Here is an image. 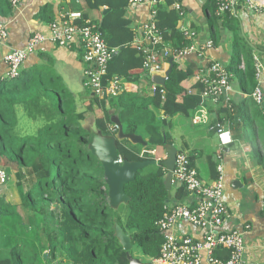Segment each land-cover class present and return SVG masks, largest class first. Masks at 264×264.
Segmentation results:
<instances>
[{"label":"trees","instance_id":"1","mask_svg":"<svg viewBox=\"0 0 264 264\" xmlns=\"http://www.w3.org/2000/svg\"><path fill=\"white\" fill-rule=\"evenodd\" d=\"M90 1L93 7L111 8L98 27L109 46L118 48L103 83L106 85L114 75L131 80L134 69L144 68L145 54L135 43L132 20L126 15L130 0ZM166 1L169 6L173 3ZM11 7L10 1L0 0V14ZM178 22L177 11L158 3L157 26L165 44L174 49L190 44ZM172 66L166 87L158 86L151 99L161 114L160 120L151 111L149 115L145 113L147 103L136 108L132 98L120 100L116 106H123L121 119L127 121L128 131L146 127L151 136L150 148L165 145L164 131L170 118L189 114L202 103L199 93L188 94L189 87L184 90L182 85L198 69H185L179 61ZM34 68L39 70L0 82V168H8L5 170L9 175L15 169L22 196V203L16 206L0 194V231L4 236L0 253L9 248L12 256L0 257V264H130L132 250H125L116 236V221L133 238L134 246L152 259L159 257L164 233L158 221L169 209L162 161L142 168L136 179L125 186L131 201L113 208L104 167L89 149L90 134L83 123L93 105L87 106L89 111L80 112L75 96L68 93L60 76ZM96 98L104 115L95 118V124L104 134H113L107 109L110 100ZM22 111L35 123L41 122L33 133L21 129ZM138 113L147 120H137ZM118 145L119 153L130 160L151 157L140 156L129 140L119 141ZM6 226L10 231L4 229ZM30 241L32 254L27 257L26 245Z\"/></svg>","mask_w":264,"mask_h":264},{"label":"crops","instance_id":"2","mask_svg":"<svg viewBox=\"0 0 264 264\" xmlns=\"http://www.w3.org/2000/svg\"><path fill=\"white\" fill-rule=\"evenodd\" d=\"M182 2L186 13L183 18L179 16L178 28L191 26L198 32L195 41L189 39L187 42L190 45L200 46L207 40H213L214 47L208 52L209 59L223 63L231 73V89L222 96L220 102L216 103L207 99L204 103L212 113L211 123L224 122L233 134V142L221 147L219 137L211 130L210 124H199L194 121L196 108L189 114L180 113L169 119L170 123L164 131L165 145L173 144L179 151H186L200 177L209 184L217 178L218 165L222 164L224 198L228 216L220 229L244 230L246 242L244 264H264L262 203L264 195V77L260 83L262 90L260 105L253 98V93L259 84L256 76V59L258 58L264 65V12L255 11L247 5L246 0H238L234 10L222 16L216 13L217 0H182ZM159 3L175 10L173 3L171 6L167 5L166 0H160ZM106 9L111 10L108 5L93 7L90 0H23L17 8L12 6L10 10H5L3 14H0V21L7 25L9 37L6 43L0 45V82L3 79H10V66L5 59L6 54L13 49L26 48L35 32H44L48 38L28 55L21 66L20 73L38 66L49 75L60 76L68 93L75 96L80 112L89 111L87 106L93 105V111H89L88 119L83 121L84 125L87 128L92 126L96 130H101L94 120L103 116L104 110L97 104L93 91L84 87V71L87 64L83 59V46L80 41L69 46L56 44L50 39V24L61 20L67 12H81L94 24L101 26L106 13L110 11L104 13ZM154 9H157V5H153L152 0L141 3L129 1L126 15L132 20L136 42H140L143 36L142 26L151 20ZM172 58H166L160 54L162 69L158 72H148L144 68L134 69L132 71L135 72L134 77L131 80L122 79L123 89L117 96L103 97L110 100L107 106L110 105L111 108L107 109L121 118L123 106L120 108L116 106L121 104L120 100L127 102L132 98L136 108L142 103H147L148 111L145 113L149 115L151 111L158 115L157 118L160 120L161 114L151 100L155 92L154 87H158L153 82V77L165 76V73L173 67L170 62ZM174 61H179L185 69L193 66L195 70H199L206 64L205 59L195 51ZM182 85L184 90L188 87L198 88L193 75ZM136 115L137 112L134 113V117ZM141 116L142 114L138 113L137 120L145 119ZM134 117L133 121H137ZM122 122L126 132L140 134L148 141V147L134 144V150L139 152L140 156H145V153L150 155L151 153L147 151L157 148L149 147L151 136L146 127H133L128 131L127 121ZM114 126L110 123L113 132ZM165 145L159 147L156 155H151L148 159L154 156L161 160L166 159ZM172 188L175 198L178 200L183 198L186 206H194L201 201L199 195L189 191L175 178ZM175 204L178 203L174 201L171 205ZM168 232L178 236L190 235L196 240H203L207 234L205 228L196 226L185 219L178 221ZM141 253L143 260L136 257V253L131 254V257L136 259V264L153 263L154 259L145 255L142 249ZM202 256L201 264H210L205 250L202 251ZM217 256L227 259L229 252L219 249Z\"/></svg>","mask_w":264,"mask_h":264},{"label":"built area","instance_id":"3","mask_svg":"<svg viewBox=\"0 0 264 264\" xmlns=\"http://www.w3.org/2000/svg\"><path fill=\"white\" fill-rule=\"evenodd\" d=\"M23 0H10L13 7H18ZM145 0H130L131 3H141ZM160 0H152L153 5H158ZM238 0H217V15L222 16L232 12ZM249 7L257 12H264V0H246ZM173 7L181 18L185 17V8L182 0H174ZM157 9L153 10L152 18L142 26L143 36L140 42L135 43L144 52V69L148 72H158L162 69L160 54L166 58H183L190 52H197L205 59L206 64L201 67L194 80L202 84L203 88L189 87L188 94L199 93L202 103L199 104L194 115V121L199 124H210L220 140L221 147L233 142L231 130L223 122L211 123L212 113L205 105V100L210 99L220 102L224 91L231 89V73L227 66L208 57L209 50L214 47L213 40L196 46L188 44L181 49H174L165 44L162 32L156 23ZM183 36L195 41L198 32L191 26L181 28ZM50 39L60 46H69L80 41L83 46V59L87 64L84 71V86L91 89L100 98L117 96L123 89V80L114 75L108 83H103V77L107 74L108 66L117 53L118 48H112L103 37L97 24L87 19L81 12H67L61 20L50 24ZM9 37V30L6 24L0 21V45L6 43ZM48 38L44 32H35L24 49H13L9 51L5 59L10 66L9 76H18L21 66L28 55ZM159 47H161L159 49ZM256 76L259 84L256 87L253 98L260 104L262 102V90L260 83L264 77V65L256 59ZM156 86L154 90H156ZM163 88V87H162ZM164 93V89L162 90ZM116 130V126L112 127ZM150 155H156L157 150L147 151ZM147 154V153H145ZM144 156V155H143ZM122 157V156H121ZM161 161V158H157ZM222 164L218 165V175L213 183L205 182L199 175L196 167L186 151H179L177 154L174 178L181 182L189 191L201 197V201L194 206L170 205L164 216L158 221L159 227L164 233L160 256L154 258V264H201L202 251L207 252L210 264H244L246 251L245 231L239 229H220L228 216V208L224 198V175ZM8 174L4 168H0V183L7 182ZM264 208V195L262 198ZM185 219L196 226L205 228L207 234L203 240H196L190 235L178 236L169 233L178 221ZM248 227V226H247ZM219 249L229 252L227 259L217 256Z\"/></svg>","mask_w":264,"mask_h":264},{"label":"water","instance_id":"4","mask_svg":"<svg viewBox=\"0 0 264 264\" xmlns=\"http://www.w3.org/2000/svg\"><path fill=\"white\" fill-rule=\"evenodd\" d=\"M109 10L110 9H106L104 13ZM174 60V58L170 60L171 66L173 65ZM171 71L172 67L165 73V76H154L153 82L156 85L165 88L166 81L169 79ZM226 93L227 92L224 91V94ZM107 108H111V106L109 105ZM235 108L237 113L238 106L236 105ZM109 113L112 124L116 126V130H114L113 134H104L102 130H96L92 126L88 127V131L90 134L89 149L101 161L104 167V177L109 188L110 205L113 208H119L121 204L129 203L131 201V196L125 191L126 184L133 182L142 168L151 164H159L161 161L168 171L164 181L165 187L168 191L165 203L170 206L176 201V203L180 205H186L183 198L179 200L175 198L174 189L172 188L179 149L173 144H166L165 149L167 152V158L161 161H158L157 158L148 159L143 157V159L130 160L129 158L122 156L119 153V141L129 140L133 144H141L145 147L148 146V141L140 134L126 132L120 116L112 111H109ZM238 118L239 114L237 113L236 119L238 120ZM156 150L158 151V148H156ZM115 234L125 250L130 251L133 249V238L126 233L125 229L118 221L115 223ZM45 256L48 257L49 254L46 253ZM135 261L136 259H133V257L130 256V264H136Z\"/></svg>","mask_w":264,"mask_h":264},{"label":"rangeland","instance_id":"5","mask_svg":"<svg viewBox=\"0 0 264 264\" xmlns=\"http://www.w3.org/2000/svg\"><path fill=\"white\" fill-rule=\"evenodd\" d=\"M38 70H39L38 68H33L32 70H23L21 72V75L30 73L32 71H38ZM19 114H20V117H21V126L20 127H21V129L23 131L33 133L41 125V122L35 123L34 121L30 120L23 111H22V113L20 112ZM139 145H141V144H139ZM5 169L8 170V168H5ZM6 173L8 174L7 175L8 178L9 177L10 178H9V180H7V182L0 183V194L4 195L5 198L8 201H10L13 204H15L16 206H18V205H20L22 203V196H21V187L17 183L18 182V178L16 176V171H15V169L14 170L12 169V172H11L12 174L11 175H9V173L7 171H6ZM18 215H19L18 216L19 218H20V216L22 217V212H20ZM4 229L6 231H10V226H6ZM21 230L24 231L25 229L22 227ZM3 240H4V236H3V234L0 231V245H1V243H2ZM32 243H33V241H30L26 245V249H27L26 254H27V257L31 256V254H32V252H31L32 250H29L30 248H33V244ZM132 253H134V254L136 253V257H139L142 260L144 259L141 256L142 253H141V249L139 247H137V246L136 247H133ZM0 257L1 258L12 257L11 255H9V248H4L1 251V253H0ZM30 261H31V258H30ZM54 263L55 262H53V264Z\"/></svg>","mask_w":264,"mask_h":264}]
</instances>
